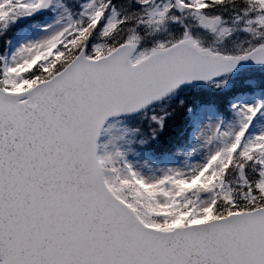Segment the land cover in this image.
<instances>
[{"label":"snow or ice","instance_id":"6c2138e0","mask_svg":"<svg viewBox=\"0 0 264 264\" xmlns=\"http://www.w3.org/2000/svg\"><path fill=\"white\" fill-rule=\"evenodd\" d=\"M0 264H264V0H0Z\"/></svg>","mask_w":264,"mask_h":264}]
</instances>
